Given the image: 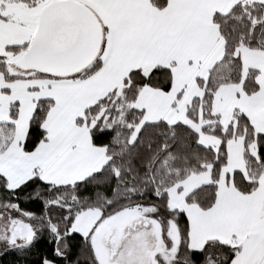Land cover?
<instances>
[{
    "label": "snow or ice",
    "instance_id": "6c2138e0",
    "mask_svg": "<svg viewBox=\"0 0 264 264\" xmlns=\"http://www.w3.org/2000/svg\"><path fill=\"white\" fill-rule=\"evenodd\" d=\"M11 252L264 264V0H0Z\"/></svg>",
    "mask_w": 264,
    "mask_h": 264
},
{
    "label": "trees",
    "instance_id": "16d2710c",
    "mask_svg": "<svg viewBox=\"0 0 264 264\" xmlns=\"http://www.w3.org/2000/svg\"><path fill=\"white\" fill-rule=\"evenodd\" d=\"M22 207L30 208L31 210L39 211V205L35 203L23 204ZM47 245L45 243V239H41L36 242V248L32 249V251L28 254L27 257L23 258L28 260L29 262L33 261L38 250L45 248ZM20 261L23 264L22 258L18 257L16 253L11 252L6 255H0V264H17Z\"/></svg>",
    "mask_w": 264,
    "mask_h": 264
}]
</instances>
